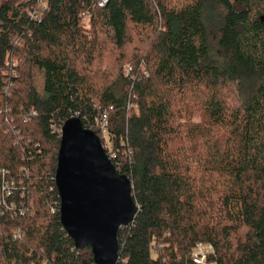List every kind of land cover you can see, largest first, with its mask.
<instances>
[{"label":"trees","instance_id":"16d2710c","mask_svg":"<svg viewBox=\"0 0 264 264\" xmlns=\"http://www.w3.org/2000/svg\"><path fill=\"white\" fill-rule=\"evenodd\" d=\"M166 1L0 4V169L17 188L11 210L0 198V264H94L60 224L54 176L64 121L98 135L109 106L112 164L139 207L116 264H192L197 242L209 262L264 264V0ZM128 38V74L101 71Z\"/></svg>","mask_w":264,"mask_h":264},{"label":"water","instance_id":"95a60500","mask_svg":"<svg viewBox=\"0 0 264 264\" xmlns=\"http://www.w3.org/2000/svg\"><path fill=\"white\" fill-rule=\"evenodd\" d=\"M54 183L60 224L74 248H88L94 264H116L117 232L132 223L139 207L130 178L115 170L99 137L78 117L61 127Z\"/></svg>","mask_w":264,"mask_h":264},{"label":"built area","instance_id":"2783aa9c","mask_svg":"<svg viewBox=\"0 0 264 264\" xmlns=\"http://www.w3.org/2000/svg\"><path fill=\"white\" fill-rule=\"evenodd\" d=\"M108 3V0H97V6L99 8L104 7ZM129 71V70H128ZM128 71H126V74H128ZM113 108L112 106H109L108 108L102 110L99 112L93 119V125L91 127H94L95 130L98 132V137L101 142V146L107 155L108 159L111 161V163L116 159V153L112 150V144L110 141V134H109V125H110V114L112 113ZM91 130V129H90ZM61 131V129H60ZM59 131V133H60ZM92 131V130H91ZM120 144L122 147H124L126 142L124 140L120 141ZM127 154L132 153V151L129 149ZM6 171L3 169H0V198L1 203L4 205L6 210H11L14 208V203L8 202L7 198L11 197V195L14 193V190H17L15 187V184L13 182H8L6 180ZM20 197H23V194H21ZM13 237L15 239H19L21 237V232L17 230ZM213 253V248L211 245H208L203 242H197L190 252V260L192 264H218L214 261H208L209 256Z\"/></svg>","mask_w":264,"mask_h":264},{"label":"rangeland","instance_id":"374dc122","mask_svg":"<svg viewBox=\"0 0 264 264\" xmlns=\"http://www.w3.org/2000/svg\"><path fill=\"white\" fill-rule=\"evenodd\" d=\"M4 1H6V0H0V4ZM12 1L19 3V2H22L25 0H12ZM183 1H185V0H172V2H179V3L183 2ZM163 2H164V4H168L166 0H163ZM35 16H38V14L31 13L32 18L33 17L37 18ZM83 27L87 31L90 29V25L87 23V20L84 22ZM134 30H136V29H134ZM91 33H92V31L90 32V34ZM129 38H130V36H129ZM129 38L126 41L125 45H123L122 49H120V50L117 49V51L113 50L112 53L106 52V53L102 54V57H104L106 60L101 65V71L107 72L111 77H113V75L110 74V69L112 68L113 70L117 71V67H116L117 61H119V63H121V70L123 69L124 75H126V71L131 70L130 66H132V64H129L127 62L134 60L132 58L135 57L134 55L138 52V50H137V45L130 42ZM100 40L103 42H106L108 44L109 49L112 48V45L110 44L109 37L106 36L104 33L101 34ZM32 74H33L34 86H35L36 90L39 93H41L43 91V83H44L43 71H41L37 68H33ZM189 105H190V102L188 101L186 106H189ZM188 111L192 115V119L194 122L200 121L199 110L196 107H194L193 105H190Z\"/></svg>","mask_w":264,"mask_h":264}]
</instances>
